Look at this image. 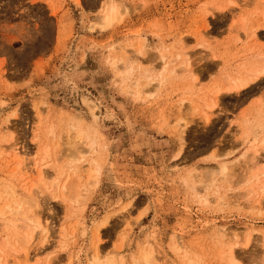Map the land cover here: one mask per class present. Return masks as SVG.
Wrapping results in <instances>:
<instances>
[{"label": "rangeland", "instance_id": "obj_1", "mask_svg": "<svg viewBox=\"0 0 264 264\" xmlns=\"http://www.w3.org/2000/svg\"><path fill=\"white\" fill-rule=\"evenodd\" d=\"M108 1L0 0V206L33 191L48 225L28 241L0 215V264H264V194L246 192L264 77L224 89L264 52V0H114L121 18L93 26ZM223 229L241 233L233 261Z\"/></svg>", "mask_w": 264, "mask_h": 264}, {"label": "bare ground", "instance_id": "obj_2", "mask_svg": "<svg viewBox=\"0 0 264 264\" xmlns=\"http://www.w3.org/2000/svg\"><path fill=\"white\" fill-rule=\"evenodd\" d=\"M106 3L107 4L104 5V10H103L102 15H100V17L98 18V21L96 23H94L93 26L99 25V26L102 27V29H106V28L110 27L115 21H117V20H119L121 18V13L123 12V5L120 2L114 1V0H110V1H108ZM262 53L263 54H261V53L256 54V56L253 59H250V60H248V62L242 64L241 69L239 71H237V73L235 75H232V76H229L228 75V77H230V78H229L228 82L226 83L227 85H225L224 89L227 90V91H235V92L238 93V92H241V91L247 89L250 86V84H252L254 82H257V81H260L259 78L264 77V57H263L264 52H262ZM159 55H160V58L164 61V64H166L167 55L165 53H163V52L161 54H159ZM247 58H248V56H247ZM251 58H252V56H251ZM128 60L129 61H127L126 64L128 65V68H130L133 60H132V58H129ZM187 60H188L187 62H189L190 59L187 58ZM171 62H174V61L172 60ZM189 66H190V64H188V67ZM148 70L145 71V73H144L143 76H145V77H147L149 79V81H148L149 82V85L147 84V86L145 88H140L138 90V93L139 94L136 93L137 95H142V93H148V94H150L152 91L158 89L167 80L166 79L167 74L165 73V71L167 70V65L164 66V68L161 70L162 72H160L159 74L157 73L158 74L157 76L149 73ZM126 71L129 73V72H131V69L125 70V72ZM191 71L192 70H190L188 72L190 73ZM172 72L176 73L177 71L174 70ZM156 80H157V82H156ZM155 82L157 83V86L156 85L155 86L153 85ZM150 85H153V86H150ZM220 89L221 88H218V89L215 90V94H216L215 96H217V92L218 91L219 92L221 91ZM216 100H218V99H215V100H213V102L208 103V106L209 107L215 106L217 104V101ZM208 116H206V122H209L210 121V117H208ZM188 123H189L188 120L183 119V122H181L179 125L182 128H184L183 130L185 131V129L188 126ZM246 123H247V121H246ZM259 127H261V124L260 123L257 124V125H254L253 123L252 124H248L247 123L244 126V130H243L244 135L246 137H250V135L253 132V134H256L255 135V138H257L258 137L257 133H259L257 131V129ZM262 128H263V126L261 127V130L264 129V128L263 129ZM254 130H256V131H254ZM263 132L264 131H262V134H263ZM260 135H261V133H260ZM79 138H82V133L79 134ZM262 142L264 143V137L262 138ZM94 143H95L94 141H91V144H90V146L88 147L87 150H90L91 148H93ZM11 148H12V152H13V154H14V156L16 158L22 157V159H25L26 156L25 157L24 156H20L21 152L20 151H17V148L18 147L16 146V144L15 145H11ZM93 162H95V161L93 160ZM94 164L96 165V163H94ZM40 172H42V170H40ZM219 172H220V174H226V172H227V166L224 165V164L221 165L220 166V169H219ZM92 173L94 174V175L92 174L93 176L97 177L98 174L100 173V169L98 167H96V168L93 169V172ZM42 178H43V176L41 174V178L40 179L43 180ZM72 180H74V178ZM246 182L249 183V187H248L249 190H247L246 192H249V194H255V191H257V189L255 188V186L259 185V188H260L261 191H257V192H261V193L264 194V168L260 172H253L252 171V173L250 174V177L248 178V180ZM63 187L66 188L67 185H64ZM72 187L77 190L76 191V193H77L78 192V185L76 186V183L74 181H72ZM6 193L8 194V199L4 203L3 206H0V215H1V217L2 218L6 217V214L7 213L11 214L10 216H12V218L11 219H8V222H7V223H10V224H15L16 220L17 221L18 220H23L26 223L27 227H28V234L26 233L27 234L26 239L28 241H31L33 239L35 233L36 232L38 233V231H39V233H41V234L44 233V235H46L48 233V225H47V223L46 224L45 223H42L43 221H41V219L39 218L38 214L33 209V207L36 205L35 202L37 201L36 200V196L33 195V191H31V193L28 192L29 193L28 198L27 197L24 198L23 196H22L23 198L22 197L20 198L18 196L17 190L15 188H13L12 186L6 191ZM75 199H73V200H75ZM25 223H23V224L25 225ZM13 228H15V227H13ZM236 230L235 231H231V232H227V230H225V229L222 230V237L227 242L226 244H228V246H229L228 247L229 249L227 251V255L229 256V260L230 261L235 260L236 257H237V256H235L236 254H235L234 244L236 246L239 244L238 238H239V236H240L241 233L238 232V231H236ZM250 236H251V234H250ZM231 241L234 242V243H232ZM178 250H179V248H178ZM146 255H148V254H146ZM95 258H96L95 260H97L99 258V254L96 255ZM145 258L147 260H149L148 258H150V256L148 258L147 257H145ZM93 261H92L91 264H96V261L95 262H93ZM147 264H148V262H147Z\"/></svg>", "mask_w": 264, "mask_h": 264}]
</instances>
